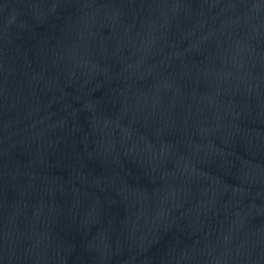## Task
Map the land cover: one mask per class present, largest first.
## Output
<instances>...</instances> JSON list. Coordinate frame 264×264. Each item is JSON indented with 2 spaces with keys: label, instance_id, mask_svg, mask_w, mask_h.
Segmentation results:
<instances>
[{
  "label": "water",
  "instance_id": "obj_1",
  "mask_svg": "<svg viewBox=\"0 0 264 264\" xmlns=\"http://www.w3.org/2000/svg\"><path fill=\"white\" fill-rule=\"evenodd\" d=\"M0 264H264V0H0Z\"/></svg>",
  "mask_w": 264,
  "mask_h": 264
}]
</instances>
